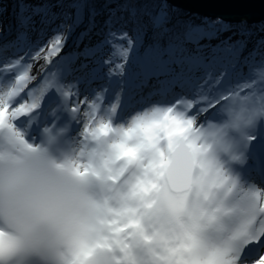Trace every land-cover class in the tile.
I'll use <instances>...</instances> for the list:
<instances>
[{
  "label": "snow or ice",
  "instance_id": "6c2138e0",
  "mask_svg": "<svg viewBox=\"0 0 264 264\" xmlns=\"http://www.w3.org/2000/svg\"><path fill=\"white\" fill-rule=\"evenodd\" d=\"M140 2L125 0L119 11L127 13L126 18L117 16L116 10L110 12L102 27L103 39L78 54L92 58L107 46L111 55H119L123 62L109 68L107 84L91 101L76 99L78 106L71 109L72 113L85 106V115H91L100 108L98 102L115 88L108 116L111 121L126 93L144 88L152 80L162 94L178 86L181 93H191V97L179 94L174 105L154 108L150 117L137 124L135 135L103 122L91 131L86 127L88 137L119 138L114 145L117 154L136 169L131 201L94 235L67 249L38 233L0 232V264H35V257L54 255L63 264H264V191L255 183H247L253 172L264 180V97L244 96L250 106L221 126L196 124L200 113H207L222 101H234L243 90L255 89L261 83L255 79L257 74L264 80V54L258 52L264 40L244 58L245 64L249 57L253 60L249 78L232 87L230 67L240 62L247 40L228 37L212 45L213 39L231 28L223 20L205 18L202 25L178 22L182 23L178 29L177 25L170 26L167 0L158 5L143 0L137 7ZM85 7L84 0H71L67 4L71 12L57 13L53 8L63 9L62 0L55 4L50 0H16V38L3 48L20 51L27 47L28 51L0 64V76L5 79L22 69L14 75L15 82L0 90V131L8 129L10 137L13 129L27 134L49 91L59 96L57 107L51 109L53 117L66 103H72L73 97H79L80 80L66 81L62 75H54L40 82L38 95L28 93L29 102L12 106L14 98L36 79L30 75L33 65L25 60L43 59L50 64L67 40L56 30L48 43L40 46L39 40L30 42V34L39 32L42 37L44 26L61 15L79 24ZM96 15L91 9L92 27ZM149 30L151 42L145 47ZM240 35L250 36L251 32ZM141 47H145L144 56L132 58ZM257 55L262 57L259 62H255ZM130 59L135 67L130 66ZM96 63L99 67L93 69V78L113 61L109 58ZM113 77L120 79L114 82ZM20 117L27 118V127L16 122ZM237 189L242 194H233Z\"/></svg>",
  "mask_w": 264,
  "mask_h": 264
},
{
  "label": "clouds",
  "instance_id": "9594fccd",
  "mask_svg": "<svg viewBox=\"0 0 264 264\" xmlns=\"http://www.w3.org/2000/svg\"><path fill=\"white\" fill-rule=\"evenodd\" d=\"M66 134L42 127L32 140L30 130L13 129L11 137L0 131V232L38 233L67 249L131 201L136 169L117 154L119 138L89 136L78 143ZM35 264L63 261L38 256Z\"/></svg>",
  "mask_w": 264,
  "mask_h": 264
},
{
  "label": "bare ground",
  "instance_id": "6f19581e",
  "mask_svg": "<svg viewBox=\"0 0 264 264\" xmlns=\"http://www.w3.org/2000/svg\"><path fill=\"white\" fill-rule=\"evenodd\" d=\"M6 1V0H2ZM51 3L55 4L57 3V0H50ZM16 1L14 2V4ZM169 7H172L169 4ZM63 9L59 8H53L54 12L60 13ZM16 11L15 6L9 7L7 4H0V64H2L5 59H11L14 56H23L26 51H28L27 47H24L20 51H17L16 48H8L7 50H4L3 46L5 44H8L9 42L15 40L16 38V22H15V16L14 13ZM38 19V18H37ZM59 21V17L50 25L44 26L45 27V33L41 37L39 32H33L30 34V42L32 44H35L38 40L40 41V46L41 43L50 35L53 33L54 29L57 26ZM85 24V23H84ZM228 24V23H226ZM234 23H229L228 25L231 26L230 30L224 31L219 35L218 39H213L211 41L212 45H215L219 43L221 40H225L228 37H234L232 41H236L239 39V35H236L235 32L233 31L234 28L232 27ZM251 27V40L247 44V47L245 48L241 58L240 62L236 64L235 68L230 69V77L228 78L230 85L232 87H235L238 83H243L245 80L249 78V65L253 63L252 58L249 57L248 63H244V58L249 56V53L252 52L254 49L257 48L258 41L264 40V21H257ZM85 26V25H84ZM37 27L39 28L40 25L38 24ZM243 32H247V30H244ZM78 30L71 33L69 38L66 40V43L61 50L60 54L58 56H55L52 58V62L50 64H45V61L43 59H40L38 61L36 60H31L27 59L25 60V63H31L33 67L31 68L30 75L35 77L36 79L29 82V89H33L35 94H39V85L40 82L43 81L45 78L51 80L53 79V76H60L62 75L66 81H75V80H80L81 82L79 83V97H73V102L72 103H66L64 107L60 108L61 113H57V117L51 116V109L53 107H57L56 101L52 100V103L48 107L41 108L40 110L45 111V117L41 120L43 125H46L50 120L54 118H59V123L57 125V128H65L67 130L66 138L69 141H73L75 139V135H78L79 131H83L82 135L85 133V128L88 126L87 119L88 116L85 115L86 112V107L81 106L82 113L84 114L83 116L81 115L78 116L76 114L70 113L66 110V108L69 110V106H74L75 100L80 98H87L89 101L92 100V98L95 96V94L99 91L102 90V87L107 84L108 82V77L107 73L109 71V68H114L117 63H122V58H112L113 63L110 65H104L100 69V73L98 74L97 78H93L92 71L95 67L92 69L91 67L93 65L83 63H79V56L76 51L77 48V37ZM259 38V39H258ZM258 52L260 54H264V45H260L258 48ZM261 55H257L255 57V62H259L261 60ZM44 67L41 68V70L38 71V67L43 65ZM87 64V67H83L82 65ZM130 66L135 67V65H132L130 62ZM89 68H91L90 71ZM22 69H17L15 74H19V71ZM83 70V71H82ZM84 72L85 74L88 75L85 80L83 79H78L79 74H82ZM10 79H5L3 76H0V90L5 89L9 86V83H13L14 81V75ZM260 74H257L255 76V79L259 77ZM103 77V78H100ZM113 81H118L120 78L119 77H113ZM93 80V81H91ZM28 85V84H27ZM26 89V87H25ZM23 90L20 94L17 100H15L14 104L21 101L25 100L28 97L27 90ZM115 88L113 91L108 93L104 99L105 101V112L106 114L109 113L110 110V105L111 103L114 102L115 100ZM175 88L171 92H168L167 94H162L156 86V82L154 80L150 81L149 84L141 89H136L130 92H127L125 95L124 101L121 103L122 105V118L123 122L119 120L123 126L127 130L133 131V133H136L137 130V124L145 119V116L150 117L152 115V110L157 107H167L172 105L174 103L173 98L179 95V92L181 94V91ZM247 90H243L242 92H245ZM256 91L257 87H256ZM254 94V99H258L259 94L257 93ZM190 97L191 93L186 92ZM247 93V92H246ZM52 97H59L57 93L53 91H49L45 94L43 99H48ZM23 100V101H24ZM28 102L30 99H27ZM27 103V102H25ZM41 101V105H42ZM170 104V105H169ZM19 106V105H18ZM16 106V107H18ZM227 106L228 104H225V102H221V104L216 105L215 108H212L211 110L215 111L218 116L217 118L219 121H228L229 116L227 112ZM38 112V110H36ZM208 113H205L207 115ZM204 115V116H205ZM38 120V117L37 119ZM35 120V121H36ZM17 123H22L25 125L27 121H23L22 119L17 118ZM93 123V122H92ZM95 123V122H94ZM97 123V122H96ZM73 124L75 127L73 130H70L69 127L70 125ZM81 136L79 137V139ZM234 194H242L241 190L237 189L234 191Z\"/></svg>",
  "mask_w": 264,
  "mask_h": 264
},
{
  "label": "trees",
  "instance_id": "16d2710c",
  "mask_svg": "<svg viewBox=\"0 0 264 264\" xmlns=\"http://www.w3.org/2000/svg\"><path fill=\"white\" fill-rule=\"evenodd\" d=\"M70 2L71 0H62V3L64 4L63 11H68V12L72 11L71 9L67 8V4ZM84 2L86 4V7L84 10L83 19L79 24H74L73 18H67V20H64V16L62 15L57 23L58 25L56 28V30H59L61 33H63L67 37V39L69 38L71 33L78 30V34L76 37L77 43L79 45V48L77 49L78 54L83 53V51L86 48L94 47L101 39H103L102 27H103L104 21L108 18L110 12H112L113 10H116L117 16L124 15L125 18L127 17V13H122L119 11L121 6L125 3V0H84ZM160 2H162V0H149L150 5L151 4L158 5ZM142 3H143V0H141L140 3H137L136 6L141 7ZM91 9H95L97 13V15L95 16V27H92L90 23V10ZM169 11H170V16H171L170 26L177 25L178 29L182 26V23L190 22L194 25H202L203 20L205 19V17L203 16L201 17L199 14L188 13L186 10H182L180 8L169 7ZM145 19L147 18L145 17ZM207 19L212 20V21L217 20V19L213 20L210 18H207ZM178 22H182V23L178 24ZM84 23H85V26H82V24ZM233 27L236 30L235 32L237 34H240L242 31L248 29V23L245 20H241L238 23H234ZM55 31L50 36L49 39H51L52 36L55 35ZM151 37H152V32L151 30H149L147 36L145 37V47L147 46L148 43L151 42ZM145 47H141L138 52L134 51L131 54V57L134 58V57L139 56L142 58L144 56ZM111 52H112V49L106 46L104 49L99 51L95 57H92V58L86 59L83 55H78L80 58L79 63L81 64V62H83V63H87V64L94 66L96 65V61L120 57L119 55L112 56ZM90 70L91 68H89L88 71ZM218 71H223V69L219 68ZM87 75H88V72L87 74L83 75L84 78H86ZM257 80L261 81V83L257 85L259 96H261V94L263 93L262 90L264 89V80H262L261 75H259ZM241 98L242 96L239 94L238 99L241 100Z\"/></svg>",
  "mask_w": 264,
  "mask_h": 264
},
{
  "label": "water",
  "instance_id": "95a60500",
  "mask_svg": "<svg viewBox=\"0 0 264 264\" xmlns=\"http://www.w3.org/2000/svg\"><path fill=\"white\" fill-rule=\"evenodd\" d=\"M172 7L225 23L264 21V0H167Z\"/></svg>",
  "mask_w": 264,
  "mask_h": 264
},
{
  "label": "rangeland",
  "instance_id": "374dc122",
  "mask_svg": "<svg viewBox=\"0 0 264 264\" xmlns=\"http://www.w3.org/2000/svg\"><path fill=\"white\" fill-rule=\"evenodd\" d=\"M16 0H6V1H0L1 2V4H7L9 7H14L15 6V4H14V2H15ZM169 5V4H168ZM59 9H61V8H59ZM61 11V10H60ZM187 11V10H186ZM188 12V11H187ZM62 16V15H61ZM61 16H59V19L61 18ZM201 16V15H200ZM202 17V16H201ZM64 20H67V18H65L64 17ZM229 24V23H228ZM254 24H252V23H250V24H248V29H247V32H251V27L253 26ZM54 27H56L57 28V26H54ZM232 27H233V25H232ZM56 28L54 29V31L56 30ZM234 28V27H233ZM54 31H53V33H54ZM234 32L236 31L235 30V28H234V30H233ZM53 33H51L50 35H48V37L41 43V45L42 46H44V45H46L47 43H48V41L50 40L49 38H50V36L53 34ZM235 34L236 35H239V39H245V40H247V44L249 43V41L251 40V36H249V35H245V36H241L240 34H237L236 32H235ZM233 38L234 37H232V40H233ZM259 39V38H258ZM77 45H78V43H77ZM77 48H78V46H77ZM76 51H77V49H76ZM130 62H131V60H130ZM129 62V63H130ZM44 67V64L43 65H41V66H39L38 67V71L39 70H41V68H43ZM29 84L30 83H28V85L26 86V89L25 90H27V93H29V92H34V90L33 89H29ZM6 88V87H5ZM247 92V93H246ZM262 92L264 93V90H262ZM262 93V94H263ZM259 94V93H258ZM262 94H261V96H262ZM242 98H241V100H239V99H235L234 101H229V102H227V104H228V106H227V112H228V116H229V120L230 119H232V118H234L236 115H238V114H241V111H242V109H246V108H248L249 106H250V102H248V101H245L244 99H243V97L244 96H252V97H254V95H253V93H252V89H248L247 91H245V92H242ZM190 97V96H189ZM179 98V95H177L176 97H174L173 98V100H174V103H172V105H174L175 103H176V101H177V99ZM27 99H30L29 98V96L27 97ZM27 99H23V100H21V101H19V102H17V103H15V104H13L12 106L13 107H16V106H18L19 104H21V103H25V102H28V100ZM85 98H80V100H84ZM170 105V104H169ZM74 106H78V105H74ZM73 105L72 106H69V110H70V112H72L71 111V109L74 107ZM171 106V105H170ZM80 107V112L79 113H76V115H84L83 113H82V111H81V106H79ZM193 112H195L196 111V109H193L192 110ZM216 113V112H215ZM210 114L211 113H208L207 115H205V113H200L198 116H197V121H196V124L198 125V126H204V127H206L207 126V124L208 123H215L217 126H221L223 123H226V121H219V119L218 120H216V121H213L212 120V118L211 119H208L209 117H210ZM109 115H111V113L109 112ZM205 115V116H204ZM216 115L218 116V114L216 113ZM205 121V122H204ZM204 124V125H203ZM98 125H100V123L98 124ZM98 125H95V123L92 125V126H98ZM124 124H122V123H120L117 127L119 128V129H121L122 131H129V130H127L124 126H123ZM81 133H82V131H79L78 132V137H79V135H81ZM131 134L132 135H135L136 133H133V131H131Z\"/></svg>",
  "mask_w": 264,
  "mask_h": 264
}]
</instances>
